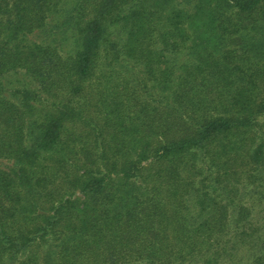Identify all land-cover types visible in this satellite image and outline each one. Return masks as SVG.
Masks as SVG:
<instances>
[{"label": "trees", "instance_id": "16d2710c", "mask_svg": "<svg viewBox=\"0 0 264 264\" xmlns=\"http://www.w3.org/2000/svg\"><path fill=\"white\" fill-rule=\"evenodd\" d=\"M0 264H264V0H0Z\"/></svg>", "mask_w": 264, "mask_h": 264}]
</instances>
